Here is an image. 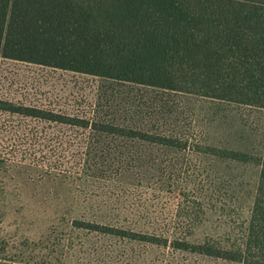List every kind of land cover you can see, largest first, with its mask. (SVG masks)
Returning <instances> with one entry per match:
<instances>
[{"label":"rangeland","instance_id":"obj_1","mask_svg":"<svg viewBox=\"0 0 264 264\" xmlns=\"http://www.w3.org/2000/svg\"><path fill=\"white\" fill-rule=\"evenodd\" d=\"M0 91L14 101L53 104L171 139L165 144L61 129L73 141L54 145L107 151L79 165V174H89L91 165L92 174L101 172L100 188L91 175L81 180L46 175L28 163L0 164V261L238 264L172 242L243 250L260 171L254 162L264 152V109L2 58ZM83 134L88 138L76 140ZM207 148L251 159L221 157ZM106 214L128 217L125 227L162 232L169 240L159 246L73 223L115 222Z\"/></svg>","mask_w":264,"mask_h":264},{"label":"trees","instance_id":"obj_2","mask_svg":"<svg viewBox=\"0 0 264 264\" xmlns=\"http://www.w3.org/2000/svg\"><path fill=\"white\" fill-rule=\"evenodd\" d=\"M0 58L264 109V0H0ZM65 128L171 141L53 104L14 101L0 91L1 165L28 163L46 175L80 179L91 175L102 187L101 172L92 174L91 165L89 174H79V165L107 151L54 145L73 141ZM207 149L221 157L251 159ZM256 160L260 171L243 250L187 240H173L174 247L238 264H264V152ZM104 217L115 222L73 223L159 246L169 240L162 232L125 227L128 217L120 214Z\"/></svg>","mask_w":264,"mask_h":264}]
</instances>
